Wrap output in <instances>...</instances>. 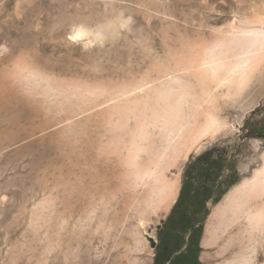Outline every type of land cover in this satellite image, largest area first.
I'll use <instances>...</instances> for the list:
<instances>
[{
    "label": "rangeland",
    "instance_id": "1",
    "mask_svg": "<svg viewBox=\"0 0 264 264\" xmlns=\"http://www.w3.org/2000/svg\"><path fill=\"white\" fill-rule=\"evenodd\" d=\"M249 25L264 26V0H0V264H152L146 235L158 242L187 158L239 146L241 178L200 236L199 264H220L223 240L203 242L212 208L261 164L264 138L242 137L264 121V64L240 95L212 101L223 131L173 143L143 179L108 145L109 108ZM79 26L103 35L71 39Z\"/></svg>",
    "mask_w": 264,
    "mask_h": 264
},
{
    "label": "bare ground",
    "instance_id": "2",
    "mask_svg": "<svg viewBox=\"0 0 264 264\" xmlns=\"http://www.w3.org/2000/svg\"><path fill=\"white\" fill-rule=\"evenodd\" d=\"M78 31L82 37L103 35L102 30L84 26L77 27L75 34ZM170 64L161 66L152 81L115 95L124 97L109 108L113 136L108 145L125 164L126 173L136 178L154 174L173 143L188 150L224 130L226 121L210 106L218 96L240 95L262 68L264 26L235 28ZM142 154L146 159L141 160ZM260 160L228 192L223 208L211 212L218 224L207 227L209 239L203 245L223 240L216 253L222 256L220 264H257L264 257V149Z\"/></svg>",
    "mask_w": 264,
    "mask_h": 264
},
{
    "label": "flooded vegetation",
    "instance_id": "3",
    "mask_svg": "<svg viewBox=\"0 0 264 264\" xmlns=\"http://www.w3.org/2000/svg\"><path fill=\"white\" fill-rule=\"evenodd\" d=\"M262 124L261 120L249 124L242 139L251 134L264 138ZM239 149L213 146L187 158L174 204L159 228L158 255L152 264H199L200 236L210 205L241 178Z\"/></svg>",
    "mask_w": 264,
    "mask_h": 264
},
{
    "label": "water",
    "instance_id": "4",
    "mask_svg": "<svg viewBox=\"0 0 264 264\" xmlns=\"http://www.w3.org/2000/svg\"><path fill=\"white\" fill-rule=\"evenodd\" d=\"M236 126H239V125L236 124ZM162 222H164V220ZM159 227H161V226H159ZM146 238L149 241L150 247L151 248H156V246H157V240L153 236H151L149 234L146 235Z\"/></svg>",
    "mask_w": 264,
    "mask_h": 264
},
{
    "label": "snow or ice",
    "instance_id": "5",
    "mask_svg": "<svg viewBox=\"0 0 264 264\" xmlns=\"http://www.w3.org/2000/svg\"><path fill=\"white\" fill-rule=\"evenodd\" d=\"M82 35H83L82 31H78L76 35L71 37V39H73V40L80 39V38H82Z\"/></svg>",
    "mask_w": 264,
    "mask_h": 264
},
{
    "label": "trees",
    "instance_id": "6",
    "mask_svg": "<svg viewBox=\"0 0 264 264\" xmlns=\"http://www.w3.org/2000/svg\"><path fill=\"white\" fill-rule=\"evenodd\" d=\"M156 247H157V246H156ZM157 255H158V253H157V249H156V253H155V256H154L153 259H156V258H157Z\"/></svg>",
    "mask_w": 264,
    "mask_h": 264
}]
</instances>
